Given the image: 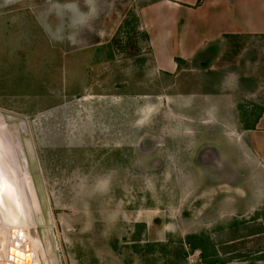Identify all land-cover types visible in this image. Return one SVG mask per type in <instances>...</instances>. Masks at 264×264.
Listing matches in <instances>:
<instances>
[{
	"label": "rangeland",
	"instance_id": "rangeland-1",
	"mask_svg": "<svg viewBox=\"0 0 264 264\" xmlns=\"http://www.w3.org/2000/svg\"><path fill=\"white\" fill-rule=\"evenodd\" d=\"M63 2L0 0V134L25 180L32 264H264L257 90L213 86L209 68L168 84L148 0H97L74 45L57 38ZM238 59L215 63L230 77ZM1 208L5 255L28 222Z\"/></svg>",
	"mask_w": 264,
	"mask_h": 264
},
{
	"label": "crops",
	"instance_id": "crops-1",
	"mask_svg": "<svg viewBox=\"0 0 264 264\" xmlns=\"http://www.w3.org/2000/svg\"><path fill=\"white\" fill-rule=\"evenodd\" d=\"M144 11L149 46L168 84L180 72L209 68L205 77L216 75L213 86L223 87L226 78L237 94L257 90L259 114L246 128L250 147L264 161V0H148ZM224 50L239 58L230 77L215 63Z\"/></svg>",
	"mask_w": 264,
	"mask_h": 264
},
{
	"label": "bare ground",
	"instance_id": "bare-ground-1",
	"mask_svg": "<svg viewBox=\"0 0 264 264\" xmlns=\"http://www.w3.org/2000/svg\"><path fill=\"white\" fill-rule=\"evenodd\" d=\"M9 146H10L9 143L4 138H2V135L0 134V151L2 152V153L0 152V154L1 155L3 154V156L0 155V164L5 166V168L7 169L8 172H5L7 175V178L11 179V178H13L12 175H15L16 180L20 185L19 189L21 190L20 195H21V199H22V200H20V202L22 201L23 206H24V212H25V214H23V215H25L24 222L25 223L28 222V223L25 226L16 224L10 228L8 227L9 228V230H7L8 231V237H7L8 239H6V240H8V245H6L7 243L5 244L7 246V248H5V249H7V252L5 251L6 256L4 255V252L1 251L3 254L0 252V264H13V263L14 264H32L34 259H35L34 256H36L35 255L36 250H34V248H33V246H35V245L32 246V241L34 244H36L35 243L36 241L34 240V236L30 232H27V231H29V225H30V207L27 204V199H26L25 186H24L25 180H24V177H22V175L20 174V172H18L17 165H16L15 158H14L15 152H13V151H11L13 153L9 152V150H8ZM1 158L4 160H7V162H6L7 164L5 163V161L2 162ZM12 161H14V162H12ZM1 176L4 177V175H1ZM0 191H3V190H1V188H0ZM3 197H4V195H3ZM4 201H5V199H4ZM2 204H3V202H2V199L0 198L1 207L3 206ZM1 209L4 212L3 208H1ZM26 227H27V229L24 230L23 228H26ZM5 232H6V230H5ZM24 234H29L32 238V241L30 238H28L29 239V240H27L28 242H23L21 240V236H23ZM30 252L33 253L32 257H30V255H29Z\"/></svg>",
	"mask_w": 264,
	"mask_h": 264
},
{
	"label": "clouds",
	"instance_id": "clouds-1",
	"mask_svg": "<svg viewBox=\"0 0 264 264\" xmlns=\"http://www.w3.org/2000/svg\"><path fill=\"white\" fill-rule=\"evenodd\" d=\"M83 5L82 8L79 0H64L63 3L53 5V11L59 20L56 28L58 39L63 40L67 34L68 42L74 45L79 32L90 27L98 15L97 0H83Z\"/></svg>",
	"mask_w": 264,
	"mask_h": 264
},
{
	"label": "flooded vegetation",
	"instance_id": "flooded-vegetation-1",
	"mask_svg": "<svg viewBox=\"0 0 264 264\" xmlns=\"http://www.w3.org/2000/svg\"><path fill=\"white\" fill-rule=\"evenodd\" d=\"M0 169H1L0 170V174L1 175H4V177L3 176L0 177V188H1V190H3V191H0V198L2 199L3 204H4V199L7 200V201L10 200L9 203L7 202L8 206L10 208H12V209L14 208L15 211L16 212H19V213H20V210H21L22 213L25 214L23 203H22V201L20 202V200H22L21 199V195H20L21 190L19 189L20 185L18 183V185H19L18 186L17 183L15 182V181H17L15 175H12L13 178L8 179L7 178V175L5 173V172H8V171L5 168V166H3L2 164H0ZM3 184H5L6 186L4 187ZM3 195H4V197H3ZM8 206H5V204H4L2 206V208H3V210H5V212L9 216L13 212H11V210H9V207ZM22 217L24 219L25 218V215L22 216Z\"/></svg>",
	"mask_w": 264,
	"mask_h": 264
},
{
	"label": "water",
	"instance_id": "water-1",
	"mask_svg": "<svg viewBox=\"0 0 264 264\" xmlns=\"http://www.w3.org/2000/svg\"><path fill=\"white\" fill-rule=\"evenodd\" d=\"M29 255H30V257H32L33 253L30 252ZM21 263H22V262H21Z\"/></svg>",
	"mask_w": 264,
	"mask_h": 264
},
{
	"label": "trees",
	"instance_id": "trees-1",
	"mask_svg": "<svg viewBox=\"0 0 264 264\" xmlns=\"http://www.w3.org/2000/svg\"><path fill=\"white\" fill-rule=\"evenodd\" d=\"M193 245V244H192ZM195 245V244H194Z\"/></svg>",
	"mask_w": 264,
	"mask_h": 264
}]
</instances>
